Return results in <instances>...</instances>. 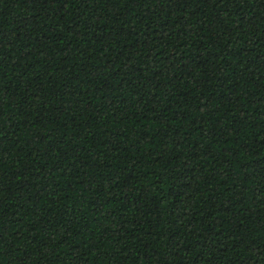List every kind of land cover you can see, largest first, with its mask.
Wrapping results in <instances>:
<instances>
[{
    "label": "trees",
    "instance_id": "1",
    "mask_svg": "<svg viewBox=\"0 0 264 264\" xmlns=\"http://www.w3.org/2000/svg\"><path fill=\"white\" fill-rule=\"evenodd\" d=\"M0 264H264V0H0Z\"/></svg>",
    "mask_w": 264,
    "mask_h": 264
}]
</instances>
